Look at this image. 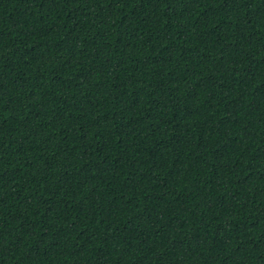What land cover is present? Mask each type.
Masks as SVG:
<instances>
[{
  "label": "trees",
  "instance_id": "trees-1",
  "mask_svg": "<svg viewBox=\"0 0 264 264\" xmlns=\"http://www.w3.org/2000/svg\"><path fill=\"white\" fill-rule=\"evenodd\" d=\"M0 264H264V0H0Z\"/></svg>",
  "mask_w": 264,
  "mask_h": 264
}]
</instances>
